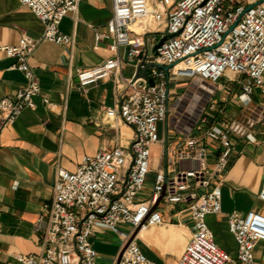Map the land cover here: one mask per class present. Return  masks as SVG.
I'll use <instances>...</instances> for the list:
<instances>
[{
    "label": "built area",
    "instance_id": "built-area-1",
    "mask_svg": "<svg viewBox=\"0 0 264 264\" xmlns=\"http://www.w3.org/2000/svg\"><path fill=\"white\" fill-rule=\"evenodd\" d=\"M17 1L41 21L43 33L38 39L23 34L17 45H0V54L12 59L11 68L25 78L12 95L0 98L2 125L13 124L25 109H35L34 97L41 91L28 59L40 42L72 44L59 26L78 10V0ZM111 1L106 31L96 33L95 42L109 40L112 56L78 69L75 77L81 92L106 79L124 85L114 106L102 112L109 125L119 121L131 128L132 141L127 148L84 155L74 171L59 168L53 197L35 223L42 232V254L12 253V259L18 264H95L94 227L121 234L118 226L127 224L135 234L164 223L162 205H183L192 231L176 264H254L256 246L264 244V212L227 214L234 256L216 244L206 217L221 213V184L234 158L233 137L251 140L247 130L263 115L253 98H264V0H157L158 11L149 0ZM162 9L164 34L171 36L154 57L151 48L159 39L136 33L133 25L144 19L160 22ZM122 48L129 62L142 61V67L152 61L175 64L169 76L187 80V87L171 97L169 77L156 67L148 68L145 78H122ZM222 79L233 96L216 97ZM231 100L247 113V124L227 116ZM42 101L49 103L47 97ZM182 162L192 166L180 167ZM262 167L264 172V159ZM151 172L150 198L139 200ZM257 198L264 203V173ZM125 239L116 264H156L133 239ZM3 255L0 249V259Z\"/></svg>",
    "mask_w": 264,
    "mask_h": 264
},
{
    "label": "crops",
    "instance_id": "crops-1",
    "mask_svg": "<svg viewBox=\"0 0 264 264\" xmlns=\"http://www.w3.org/2000/svg\"><path fill=\"white\" fill-rule=\"evenodd\" d=\"M157 0H149L150 8L158 11ZM165 9L161 21L144 19L133 25L136 33H151L160 39L165 33ZM112 15L111 0H78V10L63 18L59 29L72 37V44L58 46L40 42L28 59L40 86V96L34 97L35 109H25L11 125H2L0 113V249L4 252L0 264H18L12 253L39 256L43 252L42 232L35 223L44 214L43 205L53 197L56 172L59 168L74 171L84 155H93L103 148H127L133 138L131 128L119 121L107 123L102 109L113 107L124 85L116 86L113 79L101 80L78 89L75 72L100 64L112 56L107 49L109 40L95 42L96 33L106 31ZM43 24L17 0H0V45H17L23 34L38 39ZM122 58L120 76L133 78L136 66ZM12 59L0 54V98L12 95L25 84L24 75L12 69ZM185 79L169 76L170 96L183 91ZM225 81H221L216 97L234 95ZM42 97H47L45 104ZM227 104V116L248 123V115L234 105ZM255 104V103H254ZM262 118L248 128L251 136H234V158L223 175L221 184V213L208 215L207 224L216 244L234 256L236 243L228 231L227 214L239 211L264 212L259 201L264 159V103ZM236 110V111H235ZM180 167L190 168L182 162ZM153 172L149 173L139 200L151 195ZM164 223L131 234L127 224L118 226L120 233L96 226L91 239L97 252L95 264H116L121 247L133 239L142 253L156 264H176L190 239L192 223L183 205H162ZM125 235V236H124ZM264 244L255 249L254 264H264Z\"/></svg>",
    "mask_w": 264,
    "mask_h": 264
},
{
    "label": "water",
    "instance_id": "water-1",
    "mask_svg": "<svg viewBox=\"0 0 264 264\" xmlns=\"http://www.w3.org/2000/svg\"><path fill=\"white\" fill-rule=\"evenodd\" d=\"M171 35H167V34H163L162 37L152 46L151 48V53L153 54L154 57H157L158 55V48L163 44V42L168 39ZM147 45L148 47L150 46V41L148 40L147 41ZM125 61L129 62L128 61V58H127V50L125 52ZM132 65H135L136 66V73L133 77V81H135L137 78H145L146 76V72H147V69L150 68V67H156L158 69H161L164 71V73L166 74V77L168 78L169 77V69L174 67L175 64H172V65H162L156 61H152L148 64H146L144 67H142L143 65V62L140 61L138 62L137 60H134V61H131L130 62ZM148 83L149 85H153L154 84V81L153 79H148ZM166 139V137H165ZM163 193L161 194L160 198L162 197ZM160 198L158 199V201L160 200Z\"/></svg>",
    "mask_w": 264,
    "mask_h": 264
},
{
    "label": "rangeland",
    "instance_id": "rangeland-1",
    "mask_svg": "<svg viewBox=\"0 0 264 264\" xmlns=\"http://www.w3.org/2000/svg\"><path fill=\"white\" fill-rule=\"evenodd\" d=\"M223 81H225V79H222ZM226 82V81H225ZM174 95H172L171 97H173ZM253 103H255V104H261V103H264V98H261V97H259V96H257V97H254L253 98ZM157 147L155 148V155H157ZM262 258H264V252L262 253Z\"/></svg>",
    "mask_w": 264,
    "mask_h": 264
}]
</instances>
